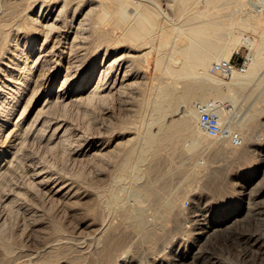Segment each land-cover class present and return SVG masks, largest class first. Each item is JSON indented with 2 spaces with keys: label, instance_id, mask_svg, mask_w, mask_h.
I'll list each match as a JSON object with an SVG mask.
<instances>
[{
  "label": "rangeland",
  "instance_id": "obj_1",
  "mask_svg": "<svg viewBox=\"0 0 264 264\" xmlns=\"http://www.w3.org/2000/svg\"><path fill=\"white\" fill-rule=\"evenodd\" d=\"M101 1L106 4L103 0H46L45 4L42 0H0V132L8 118L15 134H19L13 137L14 147L6 155L0 154V264H264V155L260 157L253 151L250 158H229L217 150L218 144L210 142L211 137L191 149L190 137L183 133L172 141H161L140 165L124 164L128 152L133 151V156L140 153L142 136L147 131L157 133L160 116L163 124H169L189 114L195 101L211 97L228 104L226 109L236 116L232 121L235 128L245 135L264 137V65L241 87L229 84L232 76L211 72L223 80L218 88L224 95L210 96L206 92L204 100H200L202 94L186 100L179 98L161 115L155 112V104L152 106L160 87L169 84L179 96L186 84L196 79L176 81V75L168 74L165 66L172 53L169 46L159 62L160 37L148 35L145 40H136L127 30L129 23L118 16L115 2L108 3L111 14L107 18H98L103 9ZM137 1L132 0L130 9L140 2L146 4L160 13L159 24L167 29L176 22L193 25L208 18L228 24L244 15L259 29L264 27V7L257 5L261 0H253L260 11H253L248 0H190L189 8L193 6L191 10H195L182 18L177 0ZM42 3L46 13L53 8V18H59L56 17L58 26H51L53 41L62 39L63 46L73 36L76 41L72 51L67 49L69 53L53 50L45 62L34 63L31 50L39 52L47 40L43 42L44 36L30 40L33 31L26 21L40 18ZM199 13L203 16L198 17ZM69 30L70 38H63V31ZM249 35L257 42L261 40L260 34L245 30L244 37ZM175 36L172 33L170 37ZM51 44L52 41L48 49ZM16 45L29 57L28 63L21 61L18 69L8 60L14 57ZM253 50L240 44L231 50V56L239 51V59L248 56L250 65ZM116 57L121 61L115 63L113 75L126 73L127 85L109 93L100 86V91L90 93L105 72L103 65ZM6 78L13 83L29 81L16 112L17 95L7 88ZM79 91L83 98L68 103L60 98L63 92ZM229 94H235L234 99ZM25 103L27 117L19 121ZM40 108L44 109V120L36 126L32 122ZM181 108L184 114L178 112ZM237 120L242 126L238 127ZM61 123L66 125L65 134L60 131L51 136L48 126L55 128ZM0 141L9 143L4 133ZM137 144L140 148L135 147ZM185 144L190 146L184 148ZM58 188L61 190L55 193ZM113 188L118 191V204L111 201ZM167 199H173L177 206L171 221L161 218ZM139 207L156 229L151 239L145 238L126 217ZM235 212L239 214L236 219Z\"/></svg>",
  "mask_w": 264,
  "mask_h": 264
},
{
  "label": "bare ground",
  "instance_id": "obj_2",
  "mask_svg": "<svg viewBox=\"0 0 264 264\" xmlns=\"http://www.w3.org/2000/svg\"><path fill=\"white\" fill-rule=\"evenodd\" d=\"M43 3L45 4L46 0H42ZM104 2H106V4H101L103 5V9L101 10L102 12L97 14L99 17L98 18H107L110 14L111 11L109 9V5L110 2H115L117 4L118 7V16L129 23L128 26V32L136 39V40H141V39H146L148 37V35H151L153 38L154 36H158L160 37V45L158 48V61L160 62L161 60V56L162 54L167 50L166 47L169 46V50L172 52L169 55V59L168 62H166V71L168 74L170 75H176V79H183L184 78H190L192 79H196L195 83H189L186 84V87L184 89L183 92H181V95L177 96L174 88H171L172 86H170L168 83V85H164L163 87H160V91L158 94H156V99H155V103H152L154 105V109L155 112L159 113V114H163L164 112H166L167 110L171 109L173 104L175 103L176 99L179 98H183L184 100L186 99H190V98H194V97H198L199 95H204L203 97H200V100H204L205 99V93L207 92V94H209L210 96H213V93L216 94H222L218 88L219 85L223 84V80L219 77L214 76L211 73V65L213 60H221L222 58L225 59H229L231 57V51L232 49H234L235 47H237L240 44H247L249 45L252 49H254V53H253V57H252V63L249 65L247 71L245 73H240V72H236L232 75V80L229 82V84L231 86L234 87H241L244 86L245 84L249 83L252 78L254 77V75L256 73H258L257 71L264 65V27L262 29H259L258 25H255V23L253 24L252 20H250L249 16L244 15V16H240V19H238L239 21L236 22H232V23H222V22H218V21H212V20H200L199 23L197 24H193L190 25L187 23V25H176L174 24L173 27L171 29H167L166 27H164L161 24H159V18H160V13L156 12L155 10H153L152 8H149L146 4L140 2L139 5H135L130 9V4L132 3V0H103ZM137 1V0H136ZM169 1V0H168ZM192 1V0H191ZM199 1V0H198ZM204 1V0H203ZM211 1V0H210ZM260 1V0H259ZM31 2V1H30ZM94 2V1H93ZM152 2V0H151ZM177 9L181 12H183L182 14H180V18L182 17H186V13L189 12V10H191V8H189V4L191 3L190 0H177ZM248 2L250 4H252V7L254 10L253 11H260L261 6L264 7V0H261V4H257L256 1L253 0H248ZM43 3H42V11L40 12V18H33V20H30L29 22L26 21V25H28V29L33 31V34H31V38L30 40H35L38 39L40 36H44L43 42L44 40L46 41V46L43 49H40L39 52H37L36 49H32L31 52H33L34 56V63H37L38 61H43L45 58L47 59V55L51 54L50 52H53V50H59V52H61V54H65V52H68L67 49H70L74 46L75 41H76V37L73 36L72 40L66 41L67 44H65V46H63L64 41L61 39L58 43H56L55 41H53V33L51 31V26L53 25H57L58 24V19L53 18V8L49 9V11L46 13L43 9ZM109 3V5H108ZM168 3V2H167ZM196 3V4H195ZM194 5H197L198 2H195ZM19 4V2H18ZM138 4V1H137ZM257 4L259 7H256ZM20 5V4H19ZM24 5V3L22 4ZM27 5V4H26ZM102 5H100L102 7ZM158 5V4H157ZM200 5V4H199ZM203 5V4H202ZM201 5V7H202ZM205 5V4H204ZM29 6V5H28ZM239 6V5H238ZM1 7V6H0ZM46 7H49V5H47ZM159 7V5H158ZM198 7V5H197ZM255 7V8H254ZM218 9V7H216ZM214 8V9H216ZM249 8V7H248ZM161 10V9H160ZM195 10V9H194ZM193 9L191 11H194ZM40 11V9H39ZM92 11V10H91ZM131 11H133L131 13ZM162 11V10H161ZM202 11V10H201ZM206 11V10H205ZM14 12V11H13ZM58 12V11H57ZM100 12V11H99ZM209 12V11H208ZM171 14V13H170ZM250 14V12H249ZM8 15V14H7ZM12 15V14H11ZM164 15V13H163ZM215 15V14H214ZM89 16V15H88ZM101 16V17H100ZM166 16V15H165ZM198 17H202L203 14L199 13L197 14ZM1 17V16H0ZM2 17H4V15H2ZM96 17V16H95ZM193 17V16H192ZM206 17V16H205ZM216 17V16H215ZM86 18V17H85ZM207 18V17H206ZM235 18V17H234ZM239 18V17H238ZM27 19V18H26ZM168 19V18H167ZM189 18L187 17V20ZM174 20V19H173ZM177 20V19H176ZM195 20V19H194ZM179 21V19H178ZM220 21V20H219ZM174 22V21H173ZM186 22V21H185ZM195 22V21H194ZM230 22V21H229ZM87 23V22H85ZM125 23V22H124ZM175 23V22H174ZM190 23V22H189ZM258 23V22H257ZM62 24V23H61ZM97 24V23H96ZM185 24V23H184ZM16 25V24H15ZM56 25L54 27H56ZM17 26V25H16ZM52 26V28H53ZM58 26V25H57ZM60 26V25H59ZM62 26V25H61ZM24 27V26H23ZM26 27V26H25ZM81 27V26H79ZM85 27V26H84ZM81 29V28H80ZM83 29V28H82ZM237 29V30H236ZM16 30V29H15ZM88 30V29H87ZM101 30V29H100ZM236 30L237 33L234 31ZM245 30H251L254 34H260L261 40L259 42H257L255 39L251 38L250 35L249 37H244V31ZM14 31V30H13ZM12 31V33H13ZM24 32V31H23ZM79 32V31H78ZM2 33V32H1ZM59 33V32H58ZM72 30L69 31H63V38H67L69 39L71 36ZM76 33V32H74ZM172 33L176 34V36L174 38H171L170 36L172 35ZM8 34V33H7ZM57 34V33H55ZM13 35V34H12ZM82 35V34H81ZM81 37V36H80ZM93 37V36H92ZM83 39V37H81ZM257 38V37H256ZM259 38V36H258ZM2 39V38H1ZM11 39V38H10ZM9 39V40H10ZM80 40V39H79ZM158 40V39H157ZM52 41V44L50 46V49H48V44L49 42ZM58 41V38H57ZM78 41V40H77ZM148 40H146L147 42ZM86 42V41H85ZM84 42V43H85ZM93 42H95L93 40ZM141 42V41H140ZM158 42V41H157ZM69 43V44H68ZM139 43V42H138ZM2 44V43H1ZM22 44V43H21ZM81 44V43H80ZM155 44V43H154ZM42 45V44H41ZM32 46V45H31ZM43 46V45H42ZM41 46V47H42ZM88 46V45H87ZM86 46V47H87ZM102 46V45H101ZM28 47V46H26ZM157 47V46H156ZM10 48V47H9ZM17 49V45L15 47ZM14 48V49H15ZM99 48V47H98ZM97 48V49H98ZM92 49V48H91ZM96 49V50H97ZM100 49V48H99ZM166 49V50H165ZM21 49H17L16 51L14 50V57L13 58H9L8 60L10 62L13 63V66L15 67V69H18V67H20L21 61H24L25 64L28 63L29 57H27L22 53H24V50L19 51ZM76 50V49H75ZM5 51V50H4ZM19 51V52H17ZM72 51V49H71ZM156 51V50H155ZM58 51L56 53H59ZM78 52V51H77ZM97 52V51H96ZM0 53H1V47H0ZM4 53V52H3ZM13 53V52H12ZM69 53V52H68ZM99 53V52H98ZM114 53V52H113ZM149 53V52H148ZM252 53V52H251ZM75 54H77L75 52ZM121 55V54H120ZM3 56V55H1ZM0 56V57H1ZM96 58V57H95ZM50 59V58H49ZM121 58H114L113 60H111V63L109 62V65H103V69L105 72L102 73V75L99 76L98 82L95 86H92V89H90V93L96 92V91H100V86L104 87L105 90L104 91H108V93L112 90H122L121 88H123L124 86L127 85L126 82V73L123 72V74H114V66L116 62H120ZM123 59V58H122ZM165 59V58H164ZM5 60V59H3ZM166 60V59H165ZM2 61V60H1ZM50 61V60H49ZM131 61V60H130ZM45 62V60H44ZM6 63V62H4ZM23 63V64H24ZM134 64V63H133ZM6 65H10L9 63H6ZM12 66V67H13ZM23 66V65H22ZM44 66V65H43ZM26 67V66H25ZM42 67V66H41ZM132 67V66H131ZM2 69V67H0ZM52 68V67H51ZM119 68V67H117ZM29 69V68H28ZM133 69V68H132ZM118 70V69H117ZM116 70V71H117ZM103 71V70H102ZM127 71V70H126ZM129 71V70H128ZM165 71V72H166ZM20 72V71H19ZM28 73V72H27ZM42 73V72H41ZM211 73V74H210ZM8 75V74H7ZM29 76V75H28ZM113 76V79H112ZM42 77V76H41ZM172 77V76H171ZM15 78V77H14ZM18 78V77H17ZM256 78V77H255ZM8 79L7 81V88L12 91L13 93H15L17 95V102L16 103V109L15 112L18 110V108L22 105L21 99L23 98V94L24 92H26V87H27V82L28 79H26L24 82H16L12 79L6 78ZM187 79V80H188ZM189 79V80H190ZM207 83H204L206 81ZM178 81V80H176ZM175 81V82H176ZM64 82V81H63ZM1 83V81H0ZM175 84V83H174ZM1 85V84H0ZM36 85V84H35ZM175 86V85H173ZM229 87V85L227 86ZM103 88V89H104ZM126 88V87H125ZM124 88V89H125ZM233 88V87H232ZM7 89V90H8ZM35 89V88H34ZM176 89V88H175ZM86 90V89H85ZM119 90V91H120ZM103 91V92H104ZM179 91V90H178ZM182 91V90H181ZM122 92V91H121ZM89 93V94H90ZM83 92H68L65 93L63 92L60 96L61 100L64 101L65 103L73 101V100H77L79 98H83L82 96ZM88 94V93H87ZM98 94V93H97ZM104 94V93H103ZM32 95V94H31ZM224 95V94H222ZM30 96V95H29ZM82 96V97H81ZM101 96V95H100ZM107 96V95H106ZM235 94H229V97H231L232 99H234ZM151 97H153V95H151ZM21 98V99H20ZM59 98V100H60ZM150 98V97H149ZM211 100H219V99H215L217 97H211ZM60 100V101H61ZM223 100V99H222ZM58 101V99H57ZM61 101V102H62ZM149 101V100H148ZM177 101V100H176ZM195 101V100H194ZM253 101V100H252ZM260 101V100H259ZM150 102V101H149ZM187 102V101H186ZM198 102H202V101H195L193 106L190 108L189 110V114H185L184 116H181L180 118H178L177 120H172L169 124H163L161 121L163 119L162 116H160L159 118V127H158V131L157 133L153 132V131H147L143 137V145L142 148L140 150V153L137 156H133V151L132 152H128L127 156L125 158V165H127L130 162H133L135 165H138L145 157V155L152 151L154 148H156L161 141H172L174 139V137L179 136L183 133L188 134V136L190 137V142H191V149H195L197 147H199L204 141H208L210 139L209 136L203 134L199 128L194 127V123L197 121L198 119V110L196 107V104ZM255 102V101H254ZM255 104V103H254ZM33 105V104H32ZM50 105V104H49ZM150 105V103H149ZM264 102H262V106L263 107ZM13 107V106H12ZM51 107V106H50ZM182 107V106H181ZM254 107V105H253ZM32 108H34V106H32ZM42 108V107H41ZM40 108V110H41ZM174 108V107H173ZM259 108V107H258ZM26 109H27V104L25 103L23 106V109L20 111L19 115H18V120L19 121H25L26 119ZM20 110V109H19ZM39 110L37 116L34 118V121L32 122L33 125L38 126L39 124H41V122L44 120L41 116L42 114V109L41 111ZM237 110V109H236ZM259 110V109H258ZM11 111V110H10ZM9 111V112H10ZM239 111V110H237ZM262 112V109L260 110ZM48 112V111H47ZM178 112L181 114L184 112V109L181 108L178 110ZM170 113V111H169ZM238 113V112H237ZM236 113V114H237ZM248 113V112H247ZM246 113V114H247ZM149 114V113H148ZM184 114V113H183ZM221 114L222 115H226L224 118L227 119H235L236 116L232 115L230 112H228L226 109H222L221 110ZM234 114V113H233ZM239 114V113H238ZM245 114V115H246ZM263 114V112H262ZM153 115V114H152ZM156 113H154V117ZM244 115V116H245ZM248 115V114H247ZM142 116V114H141ZM158 116V115H157ZM167 116V115H166ZM10 117V116H9ZM145 117V116H144ZM7 118V117H6ZM241 118V117H240ZM5 119V118H4ZM264 119V118H263ZM145 120V119H144ZM143 120V121H144ZM151 120V119H150ZM257 119H255L256 121ZM3 121V120H2ZM47 121V120H46ZM240 121V120H237ZM254 121V122H255ZM51 123V122H50ZM60 123V122H59ZM147 123V122H146ZM145 123V124H146ZM151 124V123H150ZM248 124V123H247ZM32 125V126H33ZM238 127L242 126V122H238ZM22 126V125H19ZM44 126V125H43ZM56 126V125H55ZM149 126V124H148ZM66 127L65 124H58L57 127L52 128V126L50 127V125L48 126L49 131H50V135L53 136L56 134V132H60L64 133L63 128ZM235 127V126H234ZM33 128V127H32ZM31 128V129H32ZM24 129V128H23ZM30 129V130H31ZM41 129V128H40ZM138 129V128H137ZM238 129V128H237ZM2 132L4 133L5 139L9 142H7L8 144H1L0 143V154H5L6 152L9 151V148L14 147L13 144V137L17 134H15L14 132V128H11V122L10 120L7 118L4 120L3 125H2ZM38 130V129H37ZM63 130V132H62ZM25 131V130H24ZM247 131V129H246ZM19 132V131H18ZM242 135L245 138V143L242 146L239 147H235L233 145L230 144L229 141L226 140H220V139H216V138H211L210 142L214 143V144H218L217 150L227 154V157H236V158H241V159H246V158H250V155L253 151H257L259 156L261 157V155H264V137L260 136V135H245L243 132H241ZM65 134V133H64ZM139 134V133H138ZM23 136V135H22ZM19 137V134H18ZM64 137V136H63ZM62 137V138H63ZM185 137V136H184ZM17 138V136H16ZM61 138V137H60ZM54 139V138H53ZM134 139H136L134 137ZM140 139V138H139ZM142 139V138H141ZM180 139V138H179ZM187 139V138H186ZM1 142V141H0ZM209 142V143H210ZM258 143L257 147L253 146V143ZM132 143V142H131ZM139 143V140L138 142ZM184 143V142H183ZM209 145V144H208ZM16 146V145H15ZM139 145L137 144L138 147ZM190 145L186 146L184 148H188ZM140 148V146H139ZM160 148V147H159ZM252 148V149H251ZM14 149V148H13ZM137 149V148H136ZM135 149V150H136ZM190 149V148H189ZM210 149V148H209ZM13 151V150H12ZM11 151V152H12ZM107 151V150H106ZM137 151V150H136ZM177 153V152H176ZM137 154V153H136ZM179 154V153H178ZM218 154V152L216 153ZM123 156V155H122ZM177 156V155H176ZM217 156V155H216ZM257 156V155H256ZM124 157V156H123ZM187 157V156H186ZM179 158V157H178ZM211 158V157H210ZM122 159V158H121ZM145 160V159H144ZM213 161V160H211ZM146 162V161H145ZM123 164V163H122ZM123 164V165H124ZM133 164V165H134ZM129 165V164H128ZM132 165V164H131ZM132 165V166H133ZM140 165V164H139ZM154 165V164H153ZM131 167V166H130ZM2 168V167H1ZM124 168V167H123ZM132 168V167H131ZM215 168V167H214ZM122 169V168H121ZM130 169V168H129ZM172 169V168H171ZM132 170V169H130ZM194 170V169H193ZM192 170V171H193ZM172 171V170H171ZM135 172V171H133ZM131 173V172H130ZM122 174V172H121ZM138 174V173H137ZM181 174V173H180ZM195 174V173H194ZM117 175V174H116ZM130 175V174H128ZM132 175V174H131ZM134 175V174H133ZM139 175V174H138ZM264 175V174H263ZM262 175V177H263ZM141 176V175H140ZM160 176V175H159ZM168 176V175H167ZM166 176V177H167ZM195 176V175H194ZM193 176V177H194ZM113 177V176H112ZM115 177V176H114ZM117 177V176H116ZM123 177V176H122ZM121 177V178H122ZM126 177V176H125ZM152 177V175H151ZM182 177V176H181ZM261 177V176H260ZM110 179V178H109ZM126 179V178H125ZM123 180V179H122ZM128 180V179H127ZM138 180V179H137ZM170 180V179H169ZM58 181V180H57ZM115 181V180H114ZM113 181V182H114ZM129 181V180H128ZM127 181V182H128ZM261 181V179H260ZM126 182V181H124ZM55 183V181H54ZM111 183V182H110ZM118 184V182H117ZM108 185V184H107ZM116 185V184H115ZM128 185V183H127ZM137 185V184H136ZM56 186V185H55ZM50 187V186H49ZM57 187V186H56ZM62 187V186H61ZM113 186H111L112 188ZM127 187V186H126ZM51 188V187H50ZM50 188L48 191H50ZM82 188V187H81ZM104 188V187H103ZM133 188V187H131ZM140 188V186H139ZM68 189V188H67ZM105 189V188H104ZM110 189V188H109ZM114 191L112 193V197H111V201L113 202V204H118V199H119V195H118V191L117 188H113ZM61 190V188L58 189H54V192H59ZM69 190V189H68ZM107 190V189H106ZM130 190V188H129ZM139 190V189H138ZM172 190V189H171ZM65 191V190H64ZM67 191V190H66ZM101 191V190H100ZM51 192V191H50ZM111 192V191H110ZM121 192V190H120ZM119 192V193H120ZM131 192V191H130ZM151 192V191H150ZM133 193V192H132ZM158 193V192H157ZM75 194V193H74ZM110 194V193H109ZM142 194V193H141ZM145 194V193H144ZM149 194V193H148ZM159 194V193H158ZM162 194V193H160ZM70 195V194H69ZM156 195V194H155ZM166 195V194H165ZM177 195V194H176ZM142 196V195H141ZM171 196H172V192H171ZM170 196V197H171ZM132 197V196H131ZM134 197V196H133ZM160 196L158 195V198ZM142 198V197H141ZM140 198V199H141ZM177 198V196H176ZM101 199V198H100ZM106 199V198H103ZM102 199V200H103ZM128 199V198H127ZM130 199V198H129ZM138 197L136 198L137 201ZM135 200V199H134ZM133 200V201H134ZM123 201V200H122ZM132 201V200H131ZM141 202V201H140ZM155 202V201H154ZM157 202V201H156ZM155 202V203H156ZM107 203V202H106ZM136 203V202H135ZM142 203V202H141ZM102 204V202H101ZM100 204V206H101ZM121 204V203H120ZM143 204V203H142ZM162 204V203H161ZM104 205V204H103ZM133 205V204H132ZM153 205V204H150ZM148 205V206H150ZM181 205V204H180ZM251 205V204H250ZM144 206V205H143ZM108 207V206H107ZM112 208V205H111ZM99 209V208H98ZM110 209V208H109ZM148 209V208H147ZM179 209V208H178ZM100 210V209H99ZM146 210V209H144ZM152 210V209H151ZM156 210V209H154ZM162 210V209H161ZM106 211V209H105ZM109 211V210H108ZM157 211V210H156ZM177 211V206H176V202L173 199H167L164 202V214H162V219L163 220H167L169 218H171L172 215H174ZM101 212V211H99ZM109 213V212H108ZM236 213V212H235ZM106 214V213H105ZM112 214V213H110ZM146 215V214H145ZM144 215V212L142 210L141 207L137 208L136 211L134 212H130L127 214V219L129 220V222H132L137 228H139V230L142 231V233L144 234V237L147 239H151L153 238L156 229L154 228V226L149 223L146 220V217ZM105 216V215H104ZM108 216V215H106ZM148 216V215H147ZM239 214L236 213L235 214V219L238 218ZM109 217V216H108ZM153 217V216H152ZM176 217V216H175ZM174 217V218H175ZM234 219V220H235ZM170 220V219H169ZM98 221V220H96ZM105 221V220H104ZM171 221V220H170ZM100 222V221H99ZM116 222V221H114ZM128 222V221H127ZM162 223V221L160 222ZM130 224V223H129ZM93 225V224H92ZM97 225V224H96ZM99 225V224H98ZM111 225V224H110ZM103 226V225H102ZM106 226V225H105ZM162 226V225H161ZM98 227V226H97ZM121 227V226H120ZM117 228V227H116ZM134 228V227H133ZM112 229V228H111ZM115 229V228H114ZM124 229V228H123ZM104 230V229H103ZM102 230V231H103ZM98 231V230H97ZM122 231V230H121ZM138 232V231H137ZM96 233V232H95ZM105 233V232H104ZM119 233V232H118ZM122 233V232H121ZM116 234V233H115ZM124 234V233H123ZM114 235V234H112ZM136 235V234H135ZM124 237V236H123ZM136 237V236H135ZM91 238V237H90ZM137 238V237H136ZM110 242V241H109ZM117 242V239H116ZM79 244V243H78ZM94 244V243H93ZM101 244V243H100ZM160 244V242H159ZM57 245V244H56ZM170 245V244H169ZM168 245V246H169ZM120 246V245H119ZM163 247V246H162ZM161 247V248H162ZM91 248V247H90ZM113 248V247H112ZM158 248V247H157ZM170 248V247H169ZM168 249V248H167ZM151 250V249H150ZM139 251V250H138ZM141 251V250H140ZM153 251V250H152ZM114 252V251H113ZM121 252V251H120ZM157 252V251H156ZM162 252V250H161ZM160 252V253H161ZM199 252V251H198ZM154 253V252H153ZM158 253V252H157ZM159 253V254H160ZM122 254V253H121ZM163 254V253H162ZM172 254V253H171ZM195 254V253H194ZM161 255V254H160ZM112 256V255H111ZM125 256V255H124ZM156 256V255H154ZM149 257V256H148ZM151 257V256H150ZM149 257V258H150ZM172 257V256H171ZM145 258V257H144ZM159 258V257H158ZM143 259V258H141ZM127 260V259H126ZM129 260V259H128ZM144 260V259H143ZM99 261V260H98ZM130 261V260H129ZM140 261V260H139ZM171 261V260H170ZM128 262V261H127ZM168 262V261H167ZM173 262V261H172ZM28 263V262H27ZM98 263V262H97ZM133 263V262H132ZM140 263V262H139ZM124 264V263H123ZM141 264V263H140ZM170 264V263H169Z\"/></svg>",
  "mask_w": 264,
  "mask_h": 264
},
{
  "label": "built area",
  "instance_id": "obj_3",
  "mask_svg": "<svg viewBox=\"0 0 264 264\" xmlns=\"http://www.w3.org/2000/svg\"><path fill=\"white\" fill-rule=\"evenodd\" d=\"M238 55L239 51L229 59L223 58L213 62L211 72L226 77L236 72L245 73L249 67L250 58L246 56L240 60ZM196 107L198 110L197 127L203 134L229 141L235 147L244 145L245 138L241 131L234 127L232 119L224 118L226 115L221 114L222 109L228 108L227 103L221 100H208L198 102ZM227 111L230 112V110Z\"/></svg>",
  "mask_w": 264,
  "mask_h": 264
}]
</instances>
